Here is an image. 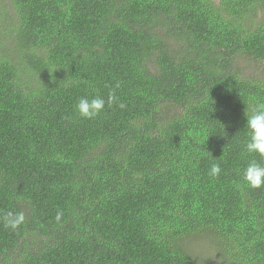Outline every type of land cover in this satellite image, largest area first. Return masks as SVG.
<instances>
[{
  "label": "trees",
  "instance_id": "obj_1",
  "mask_svg": "<svg viewBox=\"0 0 264 264\" xmlns=\"http://www.w3.org/2000/svg\"><path fill=\"white\" fill-rule=\"evenodd\" d=\"M8 2L0 218L26 220L0 219V264H264V186L242 179L264 164L244 151L264 0Z\"/></svg>",
  "mask_w": 264,
  "mask_h": 264
},
{
  "label": "clouds",
  "instance_id": "obj_2",
  "mask_svg": "<svg viewBox=\"0 0 264 264\" xmlns=\"http://www.w3.org/2000/svg\"><path fill=\"white\" fill-rule=\"evenodd\" d=\"M119 87V84L116 85ZM116 97L114 92L110 93L107 103L111 105L115 102ZM105 99L101 96H95L89 98L87 96L79 98L75 105V109L79 116L85 119H92L99 115L105 108ZM120 107H124L120 104ZM248 139L244 145V151L248 155L258 154L264 158V105H260L258 108H253L250 113H245ZM221 168L219 164H212L209 170V174L216 177L220 174ZM243 181L251 188H261L264 186V164L250 160L242 172ZM62 216L61 212L56 215V220L60 221ZM4 227L13 231L20 228L26 220L23 211H8L2 218Z\"/></svg>",
  "mask_w": 264,
  "mask_h": 264
},
{
  "label": "rangeland",
  "instance_id": "obj_3",
  "mask_svg": "<svg viewBox=\"0 0 264 264\" xmlns=\"http://www.w3.org/2000/svg\"><path fill=\"white\" fill-rule=\"evenodd\" d=\"M9 2L8 0H0V40H2V35H4L5 31L8 29V27L4 25H6L7 23V19L9 18V15L7 13V10H9ZM243 63V62H242ZM245 64H248L246 61H244V64H241L242 66H244ZM251 65L248 66L247 71L251 72L253 71L254 73H258L261 72L260 69L264 70V61H259L258 63H250ZM264 74V72H263ZM199 244V243H198ZM199 245H201V247L204 249L205 247L200 243ZM207 246V245H206ZM198 250V248H197Z\"/></svg>",
  "mask_w": 264,
  "mask_h": 264
}]
</instances>
